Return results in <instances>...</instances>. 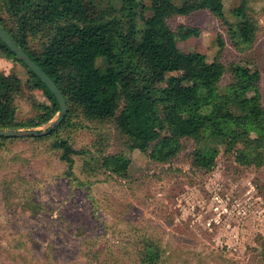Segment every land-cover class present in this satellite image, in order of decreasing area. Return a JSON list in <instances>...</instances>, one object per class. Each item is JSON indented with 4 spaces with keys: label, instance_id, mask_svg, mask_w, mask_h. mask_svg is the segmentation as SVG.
Instances as JSON below:
<instances>
[{
    "label": "rangeland",
    "instance_id": "obj_1",
    "mask_svg": "<svg viewBox=\"0 0 264 264\" xmlns=\"http://www.w3.org/2000/svg\"><path fill=\"white\" fill-rule=\"evenodd\" d=\"M80 1L91 14L120 6L119 0ZM211 1L221 2L223 19L184 6L166 19L167 26L199 30L177 46L207 64L220 62L226 69L220 87L233 82L232 65L257 68L264 107V0ZM139 2L151 6V0ZM241 5L253 30L242 50L235 38L248 26L231 14ZM0 74L20 80L12 93L17 122L33 119L35 104L50 105L28 87L18 62L0 55ZM169 76L155 73L159 85ZM235 87L240 96L249 95L245 81ZM56 114L33 129L46 131ZM44 136L13 137L0 146V264H264V167L238 164L233 152L221 148L211 168H195L196 143L189 138L180 139L172 159L158 162L148 152L130 151L113 120H88L80 111L57 134ZM55 137L84 151L71 156L70 174L50 147ZM111 155L128 161L122 176L100 167V158Z\"/></svg>",
    "mask_w": 264,
    "mask_h": 264
},
{
    "label": "trees",
    "instance_id": "obj_2",
    "mask_svg": "<svg viewBox=\"0 0 264 264\" xmlns=\"http://www.w3.org/2000/svg\"><path fill=\"white\" fill-rule=\"evenodd\" d=\"M119 1L117 8L91 14L80 0H0V26L56 84L67 105L61 123L44 137L57 134L68 124V116L80 111L88 120H113L130 151L148 152L158 162L172 159L181 149L180 139L189 138L196 143L195 168H211L221 148L233 152L238 164L264 167L258 69L234 64L233 82L220 87L226 73L220 62L207 64L177 46L178 39L197 37L199 30L180 25L173 32L166 23L184 6L206 9L223 19L221 2L187 0L177 6L174 0H151L145 7L139 0ZM231 14L248 26L235 38L242 50L252 40V26L243 5ZM31 41H36L35 48ZM217 44L222 46L221 41ZM0 55L21 64L28 73V87L41 91L50 103L35 104V117L17 122L12 93L14 86L20 90V80L0 74V129H33L47 123L59 110L54 96L1 40ZM157 71L170 74L164 85H159ZM240 80L246 82L248 96L237 93L235 83ZM10 139L0 137V146ZM50 147L68 166L67 174L71 156L84 154L74 151L66 138L55 137ZM99 164L119 176L128 167L121 155L100 158Z\"/></svg>",
    "mask_w": 264,
    "mask_h": 264
},
{
    "label": "water",
    "instance_id": "obj_3",
    "mask_svg": "<svg viewBox=\"0 0 264 264\" xmlns=\"http://www.w3.org/2000/svg\"><path fill=\"white\" fill-rule=\"evenodd\" d=\"M0 40L4 45L20 60L29 71H31L50 91L54 96L59 110L52 124L46 131H36L34 129L20 130V129H0V137L4 138H16L23 136H44L55 129L59 125L67 112V105L65 99L56 86V84L50 79V77L28 56V54L22 50L4 31L0 26Z\"/></svg>",
    "mask_w": 264,
    "mask_h": 264
}]
</instances>
